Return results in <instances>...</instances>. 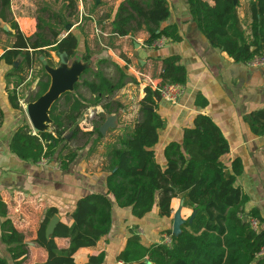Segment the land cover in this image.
<instances>
[{"label": "trees", "instance_id": "1", "mask_svg": "<svg viewBox=\"0 0 264 264\" xmlns=\"http://www.w3.org/2000/svg\"><path fill=\"white\" fill-rule=\"evenodd\" d=\"M79 2L64 0L60 12L43 8L50 14V21H56V24H39L38 32L26 37L12 17L11 0H0V22L8 28L0 27V31L15 39L11 48L0 56V63L13 66L22 59L15 73H24V76H20L15 90L24 83L27 73L35 69L39 56H45L49 65L56 66L52 52L57 56L66 53L70 58L77 54L78 38L71 33L64 37L63 33L77 15ZM188 2L193 20L214 48L226 52L239 63H249L254 56L264 53V0L250 4L254 20L252 40L246 38L241 28L233 0H213V5L206 0ZM170 12L167 0H125L111 22L112 33L126 37L145 28L149 33L145 42L147 48H153L161 38L179 43L182 41L179 27L164 26ZM90 59L87 49L83 60ZM162 62V82L155 89L148 85L144 88L139 120L126 128L108 148L107 194L81 198L70 216L72 224L59 223L51 239H47L46 229L58 210L49 208L45 212L36 244L46 251L48 258L47 262L39 264H76L74 257L80 249L94 248L107 237L113 224V204L109 195L120 208H131L133 216L139 220L155 208L161 218H171V202L175 198L183 199V205L197 213L192 224L187 221L182 226L179 237H175L172 230L167 231L173 235L171 247L162 244L145 246L140 236L132 233L117 258L124 264H264V218L257 209L246 210L249 197L236 185L244 170L243 163L234 160L230 167L225 164L223 158L229 154L230 145L210 116L198 115L194 126L184 130L181 143L172 142L166 146V166L163 168L158 163L155 149L165 128V119L158 111L156 95H161L157 89L168 84L186 86L188 81L187 69L180 56H169ZM41 70L44 71L43 66ZM128 84L139 82L126 67L113 60H100L93 70L83 73L74 93H66L53 105V132L35 134L29 125H22L12 138V151L20 159L33 163L57 157L61 169H69L95 136L102 138L99 129L106 116L124 110L123 104L114 97ZM49 85L50 77L45 73L37 91L29 95L28 102L38 100ZM11 100L14 108L19 109L15 92L11 94ZM196 105L204 109L208 102L199 94ZM98 106L105 113L99 115L92 130H82L78 126L79 119L89 108ZM244 122L253 135L264 136V109L250 112ZM0 217L3 219L1 240L8 246L9 253V258L0 255V264H24L29 254L27 242L14 227L1 196ZM253 220L258 222L257 229L252 226ZM56 238L69 239V248L60 249ZM104 260L102 253L90 257L89 264H102Z\"/></svg>", "mask_w": 264, "mask_h": 264}, {"label": "crops", "instance_id": "2", "mask_svg": "<svg viewBox=\"0 0 264 264\" xmlns=\"http://www.w3.org/2000/svg\"><path fill=\"white\" fill-rule=\"evenodd\" d=\"M25 1L17 6L14 5L15 0H11V13L22 34L31 37L38 32L39 24L37 18L26 11ZM32 1L39 5L38 0ZM124 1L101 0L98 5L95 0H87L85 7L81 3L72 19L78 17L72 21L73 28L69 32L78 38L77 54L83 57L88 49L94 60L93 69L102 59L113 60L126 67L139 84H128L116 94L114 100L124 106V110L115 114L119 116L117 127L110 129L106 136L101 134L102 138L95 136L69 169L62 170L57 157L51 158L48 164L33 163L20 159L12 151L11 142L17 129L22 125H29L32 129L25 109L30 103L29 95L37 91L38 83L46 72L41 70L43 65L38 58L35 69L27 73L24 83L15 90L20 76H24V73H15L22 59L13 66L0 63V196L8 206L14 227L27 242L29 254L24 264L47 262L46 251L36 244L47 209H57L60 223L71 225L70 216L81 198L90 194H107L108 148L126 128L139 120V103L145 97L144 88L148 85L155 89L162 82V60L173 55L181 57L188 81L177 102L162 99L158 103V111L165 119V128L155 149L158 163L163 168L166 166V146L172 142L181 143L184 130L194 126L198 115L210 116L230 145L229 154L223 158L225 164L230 167L234 160L243 163L244 170L236 185L249 197L246 210L257 209L264 218V136L253 135L244 122V117L250 112L264 109V69H253L247 63L236 62L226 52L214 48L193 20L188 0H167L171 15L164 26L177 25L181 42H168L159 49L147 48L145 42L149 33L145 28L126 37L116 36L112 33L111 22ZM206 1L214 4L213 0ZM254 1L237 0V15L248 40L253 36L250 4ZM106 15L110 18L107 19ZM0 27L8 29L3 25ZM1 38L4 43H0V56L15 43V39L4 32ZM51 55L58 66L59 56L53 52ZM14 92L19 109L14 108L11 100ZM199 94L208 102L204 109L196 105ZM90 110L97 113L95 122L100 114L105 113L101 106L91 107L86 112ZM93 126L94 122L88 130ZM108 197L113 204L111 232L96 247L80 249L74 257L76 264H89L90 257L102 253L105 254L102 264H118V255L126 248L132 233L139 235L145 246L160 244L162 236L173 229L174 214L183 204L181 198L172 200L171 218H161L155 208L139 220L135 219L131 208H120L112 195ZM192 214V209L182 206L183 219H189ZM2 222L0 217V255L9 258L8 246L1 240ZM55 242L60 249L70 246V240L66 238H56Z\"/></svg>", "mask_w": 264, "mask_h": 264}, {"label": "water", "instance_id": "3", "mask_svg": "<svg viewBox=\"0 0 264 264\" xmlns=\"http://www.w3.org/2000/svg\"><path fill=\"white\" fill-rule=\"evenodd\" d=\"M99 5L101 0H95ZM237 5V0H233ZM1 25V22H0ZM73 26L71 24L66 26V31L71 32ZM6 29V27H5ZM145 58V57H144ZM46 74L50 77V85L47 92L42 95L38 100L30 102L26 105V114L31 123L32 129L35 134L39 133H52L53 132V120L51 119V111L53 105L61 99L66 93H74L75 85L81 80V76L86 70L93 69L94 60L84 61L81 54H76L70 58L66 53L59 54V65L51 66L45 56L39 57ZM158 103H161L162 98L156 95ZM118 115H108L105 122L100 126V133L106 136L110 129L117 127L116 121ZM183 206V204H182ZM182 206L175 212L173 218V235L179 237L182 234V226L189 221L190 224L196 216V212L192 214L189 219H183L181 215ZM245 221L247 219L245 218ZM60 223V217L55 215L49 222L46 229L47 239H51L54 236L56 227Z\"/></svg>", "mask_w": 264, "mask_h": 264}, {"label": "built area", "instance_id": "4", "mask_svg": "<svg viewBox=\"0 0 264 264\" xmlns=\"http://www.w3.org/2000/svg\"><path fill=\"white\" fill-rule=\"evenodd\" d=\"M68 35H69V32H67V31L63 34L64 37H66ZM168 42L169 41L166 38H161L153 44V48L154 49L162 48ZM247 64L253 69H264V53L254 56V58ZM143 78L146 79V77H143ZM157 90L160 92L162 99H164L170 103H175L179 100V98L184 93L185 86L168 84V85H165L163 87L158 88ZM96 119H97V113L95 112V110H90V111L84 113V115L79 119L78 126L82 130L89 131L88 127L92 124V122H95ZM50 161H51V158H43L40 161V163L41 164H48ZM252 226L254 229H257L258 228V222L256 220H253ZM160 244L171 247L173 245V235H171L169 233L164 234L162 236ZM263 253H264V251H263ZM118 264H124V263L121 261H118Z\"/></svg>", "mask_w": 264, "mask_h": 264}, {"label": "rangeland", "instance_id": "5", "mask_svg": "<svg viewBox=\"0 0 264 264\" xmlns=\"http://www.w3.org/2000/svg\"><path fill=\"white\" fill-rule=\"evenodd\" d=\"M23 1H25V0H15L14 5H17V6L23 5ZM91 1H93V0H91ZM25 2L28 4V5L25 4L26 6H28L26 11H28L29 13H32L33 16H35L37 18L36 19L38 21L37 23L40 25H44V23H46V22L53 24V25L56 24V21H54V22L52 20L50 21V14L47 13V11L45 12L43 8L49 7V10L52 12H58V11L60 12L62 7L64 6V4H63L64 0H38L39 5H37V3H34L32 0H27ZM82 2H83V5L85 7L87 0H80L79 7H80ZM77 18H75V19L77 20ZM39 19L41 21H44V22L42 23ZM75 19L72 21L75 22ZM1 25H2V23H1ZM2 35H3V31H0V43H2V42L4 43V41L1 38Z\"/></svg>", "mask_w": 264, "mask_h": 264}]
</instances>
